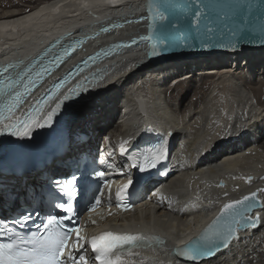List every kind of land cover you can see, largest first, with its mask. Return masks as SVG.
I'll use <instances>...</instances> for the list:
<instances>
[{
  "label": "bare ground",
  "instance_id": "6f19581e",
  "mask_svg": "<svg viewBox=\"0 0 264 264\" xmlns=\"http://www.w3.org/2000/svg\"><path fill=\"white\" fill-rule=\"evenodd\" d=\"M24 1L0 0L9 7ZM6 9L0 10V59L11 64L29 56L27 63L54 41L81 36V48L69 56L75 60L88 43L103 45L140 31L139 23L125 22L92 36L104 24L132 17L136 0H39L27 10ZM124 48L81 76L89 74L86 86L95 93L63 108L58 119L68 157L88 143L123 161L121 145L138 142L144 129L170 140V175L147 193L136 212L106 224L113 233H139L148 244L113 251L110 257H119L120 264H264V104L255 103L264 97V83L249 91L256 79L264 78V47L159 66L141 63V47ZM192 91L194 100L183 102ZM52 107L54 103L48 111ZM85 132L86 142L69 140L70 133L82 138ZM19 140L0 148V162ZM24 153L37 150L30 147ZM41 175L38 170L25 174L33 183ZM254 191L260 208L245 217L256 214L257 225L237 230L211 257L195 262L172 257V248L207 226L224 203Z\"/></svg>",
  "mask_w": 264,
  "mask_h": 264
},
{
  "label": "snow or ice",
  "instance_id": "6c2138e0",
  "mask_svg": "<svg viewBox=\"0 0 264 264\" xmlns=\"http://www.w3.org/2000/svg\"><path fill=\"white\" fill-rule=\"evenodd\" d=\"M110 2L114 3L116 0H110ZM257 3L261 10L254 12L253 9ZM148 11L152 14V22L148 25L149 31L158 35L155 39L152 35L142 36L140 39L154 40L149 53L150 57H156L177 47H195L196 44L193 41H198L199 46L204 49L229 46L235 48L238 44H251L256 40H261V46H264V0H231L229 4L220 3V0H155ZM182 22L186 23L182 24ZM80 43L79 40L73 41L68 47L63 48L60 54L48 60L47 66L30 65L24 71L18 72L15 77L4 75L13 65L9 64L5 68H0V122L6 119L12 121L0 126V136L9 135L20 140L30 139L36 130L53 127L54 118L61 114L63 108L69 106L68 102L72 104L85 98V93L88 96L95 93L94 89L86 86L87 77L82 82H75V78L83 73L84 67L101 56L111 54L114 49L125 47L123 43L113 44L110 48L102 49L83 59L60 77L53 88L47 90L35 106H30L25 111L22 105L26 94L30 95L42 78L54 67L59 66L56 62L62 61L65 53L70 54L75 51V45ZM55 44H59V41L57 40ZM70 80L75 82V87L71 88L68 94L62 95V98L57 96L56 91ZM52 103L55 107L45 111L44 105ZM94 108L95 106H92L89 110ZM17 111H20L22 115L17 117ZM86 134V132L83 133V135ZM74 139H80L83 142L81 134L70 133L69 140ZM126 151L121 145V152ZM149 151L152 153L151 161L146 166H139L141 172L156 169L162 161L167 159V150L164 147L149 149ZM133 166L136 167V165ZM95 175L103 177L104 172H96ZM70 182L73 187L67 193L68 200L53 205L54 208L62 210V213L48 215L44 221H41V224L37 226V232L31 234L32 239H26L16 230L17 225L25 226L32 219L31 214L20 215L11 221L0 219V264H84L83 250L88 243L91 245L94 260L98 264H120L119 257L112 259L110 253L124 245L133 244L139 237L105 232L103 235L91 238L90 241L84 240L80 235V228L69 227L66 223L71 220V216L67 214L74 211L72 200L77 195L76 177L73 176ZM62 183L64 181H54L60 192H63V188L60 187ZM129 184H125L122 191H126ZM27 187L26 185L25 196L28 194ZM33 191L35 192L34 186ZM256 195L252 193L251 196H245L241 200L225 203L220 214L198 237L190 240L183 249H178L177 254L193 262L203 257H211L215 250L229 244L230 239L236 234L237 225L245 228L248 225H257L259 217L255 220L245 218V213L251 207L246 202L254 199ZM99 203V197H96V203L91 204L89 210L95 209ZM73 233L76 234L74 238ZM4 237L8 239L5 241ZM24 243L35 244L36 247L22 250L19 245Z\"/></svg>",
  "mask_w": 264,
  "mask_h": 264
},
{
  "label": "water",
  "instance_id": "95a60500",
  "mask_svg": "<svg viewBox=\"0 0 264 264\" xmlns=\"http://www.w3.org/2000/svg\"><path fill=\"white\" fill-rule=\"evenodd\" d=\"M155 0H136V12L135 14H133L132 17H130L127 20H124L125 22H137L140 25V31L137 35H135L133 37V40L135 41L134 44L140 46L142 48V54H141V63L143 65L146 66H159V65H163L167 62H173V61H179L181 59H189V58H194V57H203L206 55H211V54H223V53H233V52H239V51H243V50H247V49H260L263 48L264 46H261L262 41L261 40H256L253 43L249 44V43H244L242 45H237L235 48H233L232 46L229 47H225V48H201L199 46V42L198 41H193L194 44H196L195 47H187V48H180L177 47L175 49H172L169 52L166 53H162L156 57H150L149 53L151 51V46L153 41H149V40H141L140 37L142 36H148V35H152L153 38L155 39V36L158 35V33H153L149 31L148 25L152 22V14L149 13L148 9L151 5V3H154ZM220 3L223 4H229L231 3V0H220ZM163 10V9H161ZM260 9V5L257 3L256 7L253 9L254 12L259 11ZM143 17V19H142ZM186 23V22H182ZM157 24H159V21H157ZM187 25H185L186 27ZM14 139L17 140V138L15 137ZM28 139H23V140H19V141H25ZM15 141V140H14ZM13 141H9L7 142V144H0V148L1 147H6L8 146L10 143H12ZM1 158V157H0ZM55 164H51L50 162H43L40 168L41 172H46V171H50L52 170L55 166ZM252 193H256V191L252 192ZM247 194L242 196L241 198L237 199V200H241L243 199V197L245 196H251V194ZM252 200V204L251 207L248 210V213L250 214V210H254L256 208H260V202L261 199L256 195L254 199ZM230 203V202H227ZM224 205V204H223ZM223 205L221 206V208L219 209V213L217 214V216L220 214L221 209L223 208ZM216 216V217H217ZM215 217V218H216ZM258 216L256 214H254V216H246V219H252L255 220ZM214 218V219H215ZM213 221V220H212ZM211 223V222H210ZM209 225V224H208ZM255 225H248L247 227H254ZM207 227V226H206ZM237 230L240 229H244L245 227H241L240 225H237ZM236 237V234L235 236Z\"/></svg>",
  "mask_w": 264,
  "mask_h": 264
},
{
  "label": "rangeland",
  "instance_id": "374dc122",
  "mask_svg": "<svg viewBox=\"0 0 264 264\" xmlns=\"http://www.w3.org/2000/svg\"><path fill=\"white\" fill-rule=\"evenodd\" d=\"M39 0H25L24 2H20L19 3V5L17 4V5H15V6H4L1 2H0V10H5L6 8H8V9H10V10H15V11H21V10H27V9H29L30 7H33L34 5H36V3L38 2ZM7 10V9H6ZM264 83V78H261V79H256L255 81H254V84H253V87H251V89H249V91L250 90H252L253 88L255 89L256 88V85H258V83ZM195 89V88H194ZM193 89V90H194ZM194 91H192L191 93H189V94H187V96L184 98V100H183V102L185 101L186 102V100H190V98L192 99L193 97H194V93H193ZM191 96V97H190ZM196 97V96H195ZM192 100H194V99H192ZM255 103H259L258 105H260V104H264V97L263 98H260L259 100L257 99V100H255ZM72 131V130H71ZM263 169V168H262Z\"/></svg>",
  "mask_w": 264,
  "mask_h": 264
}]
</instances>
